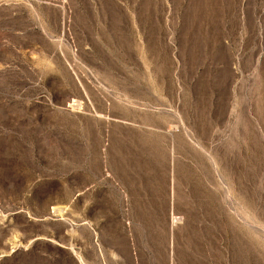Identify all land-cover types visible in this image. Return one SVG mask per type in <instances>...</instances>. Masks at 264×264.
<instances>
[{
    "label": "rangeland",
    "instance_id": "1",
    "mask_svg": "<svg viewBox=\"0 0 264 264\" xmlns=\"http://www.w3.org/2000/svg\"><path fill=\"white\" fill-rule=\"evenodd\" d=\"M0 264H264V0H0Z\"/></svg>",
    "mask_w": 264,
    "mask_h": 264
}]
</instances>
